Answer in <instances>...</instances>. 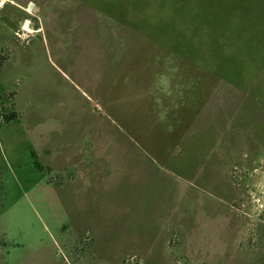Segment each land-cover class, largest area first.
<instances>
[{
  "label": "rangeland",
  "instance_id": "rangeland-1",
  "mask_svg": "<svg viewBox=\"0 0 264 264\" xmlns=\"http://www.w3.org/2000/svg\"><path fill=\"white\" fill-rule=\"evenodd\" d=\"M0 264H264V0H0Z\"/></svg>",
  "mask_w": 264,
  "mask_h": 264
},
{
  "label": "flooded vegetation",
  "instance_id": "flooded-vegetation-1",
  "mask_svg": "<svg viewBox=\"0 0 264 264\" xmlns=\"http://www.w3.org/2000/svg\"><path fill=\"white\" fill-rule=\"evenodd\" d=\"M40 14L42 15L41 10L37 7H34L33 4H30L28 6V10H26V9H21V10L16 9L15 10V13H13V15H12V18L14 19L13 20L14 22H12V24L16 25L18 23H22L21 30H24L23 29V23L27 22V24H29L32 21H35L36 17Z\"/></svg>",
  "mask_w": 264,
  "mask_h": 264
},
{
  "label": "trees",
  "instance_id": "trees-1",
  "mask_svg": "<svg viewBox=\"0 0 264 264\" xmlns=\"http://www.w3.org/2000/svg\"><path fill=\"white\" fill-rule=\"evenodd\" d=\"M11 116H13V115H11ZM13 118H10V117L6 118V122H9V121L13 120Z\"/></svg>",
  "mask_w": 264,
  "mask_h": 264
}]
</instances>
